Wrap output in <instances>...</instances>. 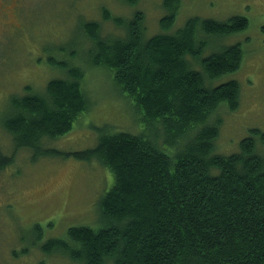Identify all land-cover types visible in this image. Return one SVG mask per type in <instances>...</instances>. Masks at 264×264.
Listing matches in <instances>:
<instances>
[{"label": "trees", "instance_id": "trees-1", "mask_svg": "<svg viewBox=\"0 0 264 264\" xmlns=\"http://www.w3.org/2000/svg\"><path fill=\"white\" fill-rule=\"evenodd\" d=\"M163 2L172 13L160 23L167 29L180 1ZM140 19L135 13L124 35L112 39L98 37L95 22L83 26L86 60L110 73L143 128L107 131L73 154L97 158L112 174L101 225L69 227L66 238L42 248H59L82 264H264V131L250 129L235 152L214 153L222 124L216 117L236 111L240 86L236 79L212 84L234 73L244 53L236 42L202 56L205 37L196 34L199 26L206 37L233 35L248 20L189 18L173 34L146 37ZM60 68L66 78L49 79L43 92L27 86L11 99L4 128L14 150L61 154L46 142L71 131L91 107L80 66Z\"/></svg>", "mask_w": 264, "mask_h": 264}, {"label": "rangeland", "instance_id": "rangeland-1", "mask_svg": "<svg viewBox=\"0 0 264 264\" xmlns=\"http://www.w3.org/2000/svg\"><path fill=\"white\" fill-rule=\"evenodd\" d=\"M179 1L167 29L160 23L172 13L163 0H21L23 10L9 11L7 24L0 16V160L9 161L0 166V264H82L59 248L42 247L66 238L69 227L98 228L100 201L114 180L97 158L81 160L73 154L93 148L107 131L138 133L143 128L140 111L120 92L110 73L86 60L90 40L84 24L97 23L98 37L112 39L124 35L123 25L137 13L143 36L150 37L173 34L189 18L221 22L244 15L248 27L233 35L206 37L199 26L196 30L198 39L205 37L202 56L236 42L244 53L234 73L212 84L236 79L240 86L236 111H216L222 112L216 117L222 124L214 153L235 152L250 129L264 131V0ZM65 63L83 70L81 83L91 107L71 131L46 142L61 154L39 156L25 148L14 150L11 134L4 128L11 99L23 95L27 86L43 92L49 79L66 78L60 68Z\"/></svg>", "mask_w": 264, "mask_h": 264}, {"label": "flooded vegetation", "instance_id": "flooded-vegetation-1", "mask_svg": "<svg viewBox=\"0 0 264 264\" xmlns=\"http://www.w3.org/2000/svg\"><path fill=\"white\" fill-rule=\"evenodd\" d=\"M246 7L248 8V6ZM19 10H23V7L21 6V0H0V16L1 18L3 16V19L6 21L5 24L8 23L7 19L10 17V13L8 12L10 11L12 13L15 11L16 14L19 12Z\"/></svg>", "mask_w": 264, "mask_h": 264}]
</instances>
